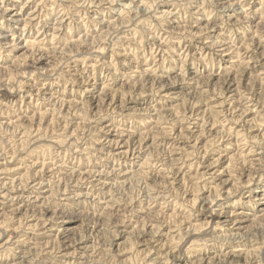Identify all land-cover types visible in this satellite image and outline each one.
I'll return each mask as SVG.
<instances>
[{
    "label": "clouds",
    "instance_id": "1",
    "mask_svg": "<svg viewBox=\"0 0 264 264\" xmlns=\"http://www.w3.org/2000/svg\"><path fill=\"white\" fill-rule=\"evenodd\" d=\"M0 264H264V0H0Z\"/></svg>",
    "mask_w": 264,
    "mask_h": 264
},
{
    "label": "rangeland",
    "instance_id": "2",
    "mask_svg": "<svg viewBox=\"0 0 264 264\" xmlns=\"http://www.w3.org/2000/svg\"><path fill=\"white\" fill-rule=\"evenodd\" d=\"M5 24H6L8 27H12V25H11L8 21H5ZM101 90H103V86H101ZM224 167H228V165L225 164ZM169 218L171 219V214H170Z\"/></svg>",
    "mask_w": 264,
    "mask_h": 264
}]
</instances>
